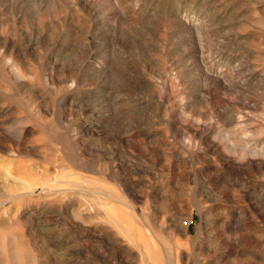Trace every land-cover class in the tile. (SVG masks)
I'll use <instances>...</instances> for the list:
<instances>
[{"label":"rangeland","instance_id":"1","mask_svg":"<svg viewBox=\"0 0 264 264\" xmlns=\"http://www.w3.org/2000/svg\"><path fill=\"white\" fill-rule=\"evenodd\" d=\"M0 264H264V0H0Z\"/></svg>","mask_w":264,"mask_h":264},{"label":"bare ground","instance_id":"2","mask_svg":"<svg viewBox=\"0 0 264 264\" xmlns=\"http://www.w3.org/2000/svg\"><path fill=\"white\" fill-rule=\"evenodd\" d=\"M246 160V159H245Z\"/></svg>","mask_w":264,"mask_h":264}]
</instances>
